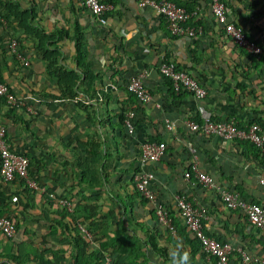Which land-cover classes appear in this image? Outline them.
<instances>
[{
  "label": "crops",
  "instance_id": "1",
  "mask_svg": "<svg viewBox=\"0 0 264 264\" xmlns=\"http://www.w3.org/2000/svg\"><path fill=\"white\" fill-rule=\"evenodd\" d=\"M10 1L33 8L44 30L57 35L55 45L66 68L76 70L75 39L81 41L84 60L97 78L89 96L79 84L78 107L73 101L56 99V82L46 75L43 61L32 49L33 41L20 36L16 20L6 22L0 13V82L20 102L11 107L0 98V125L5 127L10 149L28 159L29 176L38 186V190H31L20 180L5 183L0 179V215L16 225L10 241L0 235V253L13 250L22 256L35 251L50 260L51 252L58 251L63 259L60 264H71L70 235L77 230L70 227L71 234L63 233L59 227V221L68 223L66 217L59 219L65 210L58 201L66 200L72 211L76 206L85 207L94 212L95 220L102 219L105 228L103 234L95 230V248L124 228L125 236L141 242L144 257H138L136 264H167L151 253L145 241L153 236L157 248L168 252L180 242L189 251L177 232L183 227L173 203L175 195H184L192 204L205 208L204 233L218 243L245 251L257 259L253 264H264L261 232L240 212L227 210L217 193L191 186L182 177L191 161L187 152L191 146L197 152L200 171L222 188L235 189L246 201L264 206V187L257 183L264 175V167L256 159L261 155L243 142L191 134L183 127L186 119H195L196 107L201 105L216 120L232 121L238 129L254 123L264 132V1L221 0L227 21L261 48L258 57L233 46L211 16L206 0H171L189 15L185 26L196 31L195 38L171 37L164 19L149 7L138 8L134 0H100L113 5L102 26L80 0ZM16 39L23 60L9 52L8 43ZM161 60L172 62L194 78L205 96L196 100L183 91L171 92L157 71ZM139 73H144L142 84L151 100L129 107L124 86ZM122 107L134 112L131 136L119 124ZM164 120L173 123V132L164 130ZM157 140L165 144L164 155L144 169L154 175L152 189L170 211L174 233L161 225L156 227L148 215L151 206L145 202L140 206L131 196L130 179L138 167L139 146ZM261 151L264 156V147ZM126 217L138 221L141 229H135ZM52 231L55 235L47 237ZM104 258L110 261L105 252ZM0 263L7 264L3 259ZM192 264L211 262L196 252ZM229 264H241L236 254L231 255Z\"/></svg>",
  "mask_w": 264,
  "mask_h": 264
},
{
  "label": "built area",
  "instance_id": "2",
  "mask_svg": "<svg viewBox=\"0 0 264 264\" xmlns=\"http://www.w3.org/2000/svg\"><path fill=\"white\" fill-rule=\"evenodd\" d=\"M83 8L89 12L98 25H105L108 14L113 10V5L108 1L100 0H80ZM138 8L149 7L152 11L160 15L166 25V30L171 37L195 38L196 31L185 26L189 15L187 12L171 0H134ZM208 9L215 22L221 26L223 35L231 41L233 46L247 54L258 57L261 48L254 42L248 40L242 30L227 21V14L221 0H206ZM264 1V0H262ZM0 22L3 19L0 17ZM9 52L15 59L23 60L18 51L16 40L8 43ZM158 74L168 79L175 91H183L190 94L194 99L201 100L205 96V91L198 82L187 73L178 70L170 61L161 60L157 65ZM144 73H139L131 77L125 84V90L136 98L140 105L149 103L150 94L142 84ZM115 91L114 86L110 87ZM0 98L4 99L6 105L15 107L20 105L17 98L10 93L7 86L0 82ZM196 119H186L183 127L188 133L199 134L205 137H216L224 141H248L263 150L264 132L257 124H250L245 129H238L232 121H220L213 119L201 105L196 107ZM134 112L127 110L123 115L122 128L124 132L131 136L134 132ZM163 128L166 132H173L175 126L168 120L163 121ZM165 152V144L162 142H143L139 146L138 171L131 176V185L137 194L146 201L152 208L153 215L157 223L165 227L170 233L175 229L169 217L167 209L158 200L156 193L152 189L154 175L151 171L145 170V166L159 161ZM187 152L190 156V164L182 174L183 179L191 186L198 185L203 189L212 190L217 193L223 206L229 211L240 212L246 222L253 228L259 230L264 239V206L246 201L239 194L232 190L222 188L210 176L200 171L197 167V152L195 148L189 146ZM0 179L5 183L14 180L23 182L26 188L38 190L37 184L32 181L28 173V159L21 153L10 149L5 138V127L0 125ZM257 183L264 187V175L258 177ZM174 208L181 221L182 227L190 233L198 242L203 260L210 263L215 259V264H229L228 256L236 254L241 264L257 263V259L249 256L245 251L233 248L228 243H218L209 235L204 233L202 220L205 218V208L189 202L184 195H175L173 199ZM59 206L66 212H72V206L66 200H59ZM77 231L85 240L92 243L93 237L83 226L75 223ZM15 234L14 223L7 217H0V235L4 239H12Z\"/></svg>",
  "mask_w": 264,
  "mask_h": 264
},
{
  "label": "trees",
  "instance_id": "3",
  "mask_svg": "<svg viewBox=\"0 0 264 264\" xmlns=\"http://www.w3.org/2000/svg\"><path fill=\"white\" fill-rule=\"evenodd\" d=\"M0 13L3 15V18L6 22L9 21L10 18L16 20L15 28H17L20 31V36L27 37L33 41L32 49L34 50L35 54L40 58V60L43 61L46 75L51 77L56 82V86L59 93L58 96H56L55 98L69 102L73 101L77 104L78 107L79 103H77V98L79 97L78 96V90H80L79 84L82 83L81 90L83 94L89 96L90 92L92 91L90 89L93 86L92 82L97 78L91 73L87 63L84 60L85 52L84 49L80 47L81 41H78L77 38L75 39L74 61L77 65L76 70L68 69L65 66L61 65L60 62L61 54L55 45L57 35H55L54 33H49L44 30L43 26L40 25L39 20L37 19V15L34 12L33 8H22L16 2L14 3L13 1L10 0H0ZM81 77H83L82 81H80ZM163 79L168 82V86L170 87L171 92L179 93L181 91V90L175 91L171 86L170 81L165 78ZM124 92L126 93L128 98L127 103L129 104H127V106L129 107L130 105H132L133 107L136 106L137 101L134 95L127 92L125 90V87H124ZM120 112L121 115H119L118 120H119V124L122 126L123 114L126 111L122 107L120 109ZM235 127L238 128L236 125ZM145 142H150V141H145ZM154 142L158 143L160 141L157 140ZM230 142H243V145L245 144V146L248 149H251L254 152V154L261 155L260 158L256 157V159L264 167L263 153L254 144L248 141H239V140H232ZM137 171H138V167L134 170V172ZM132 191L133 192L131 196H133L134 199H137L139 201L140 206L143 205V202L146 203V201L143 200L137 194V192L134 191L133 188ZM232 191L238 192L235 189ZM118 202L122 207H124L123 201L118 200ZM84 209L85 207L80 209L78 206H76L73 208V211L70 213L62 210L64 212V215L63 216L61 215L62 217L59 219L62 220L64 217L68 219V223L61 224L60 222L62 221H59V227L63 233H70L69 232L70 227L76 229L75 223H79L81 226L84 227V229L89 234H91L93 238L96 234L95 230H98L100 234H103L105 225L100 221L102 219L95 220L94 212H88ZM91 209L92 208H90L89 211H91ZM150 211L151 212H148V215H150V217L152 218L153 220L152 222L155 224L156 227L159 226L156 219L154 218L153 211L151 208ZM167 211L171 219V222L173 224V227H175L176 230V226L172 221L170 211L168 209ZM79 218H82L83 221L79 222L78 221ZM126 219H127L126 221L129 224L131 223L134 225L135 229L137 228L141 229L142 226L138 221L130 217H126ZM15 228L16 225L14 224V229ZM177 232L188 244L189 247L188 252L190 253V257H191L190 264H192L193 256L195 255L196 252L198 253L200 252L199 244L197 240L184 228L177 229ZM49 235L50 237H53L55 235V232L52 231L50 234L48 232L47 237H49ZM70 239H71L72 251L69 257L71 264H136L135 260L138 257H144L141 242L136 240L137 238L125 236L124 228H121V230H119L117 234H114L112 239L108 238L106 239L105 242L99 243L97 248H95L93 245L95 242L98 243V240H96V238L93 239L91 243L85 240L84 237L78 231L74 232L73 235L71 234ZM5 240L10 241V239H5ZM44 241L46 240L43 237V242ZM43 242L41 243L43 244ZM145 244L148 247V249L151 251V253H153V255L160 258L164 263L169 264L170 252H168L166 249L163 248L162 249L157 248L153 236H151V238L148 239V242L145 241ZM104 252L108 254V258H110L109 262L104 261L105 259ZM59 254L60 252L58 251H56L55 253L51 252V259L49 260L43 258V253L29 251L24 253L22 256H20L18 254H15L14 251L12 250L6 254L0 253V261L3 259L7 262V264H27L26 260L30 261L28 264H60L61 262H63V259L59 256ZM113 254L116 255L114 259L112 257ZM233 254H230L228 256V260H230L231 255ZM0 264H6V263H0ZM211 264H215V259L211 260Z\"/></svg>",
  "mask_w": 264,
  "mask_h": 264
},
{
  "label": "clouds",
  "instance_id": "4",
  "mask_svg": "<svg viewBox=\"0 0 264 264\" xmlns=\"http://www.w3.org/2000/svg\"><path fill=\"white\" fill-rule=\"evenodd\" d=\"M190 259V253L180 242H177L169 253V264H190Z\"/></svg>",
  "mask_w": 264,
  "mask_h": 264
}]
</instances>
